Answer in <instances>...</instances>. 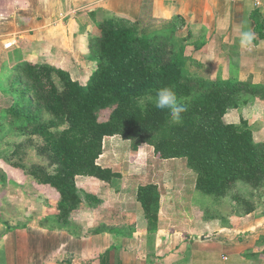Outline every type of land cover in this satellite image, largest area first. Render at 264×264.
I'll return each mask as SVG.
<instances>
[{"label": "trees", "instance_id": "16d2710c", "mask_svg": "<svg viewBox=\"0 0 264 264\" xmlns=\"http://www.w3.org/2000/svg\"><path fill=\"white\" fill-rule=\"evenodd\" d=\"M185 25L180 16L158 25L114 16L96 23L88 41V58L95 69L85 84L47 63L22 59L14 66L13 82L20 78L23 87L11 107L1 112L0 132L8 127L44 140L60 166L59 174L45 181L61 197L58 208L64 213L57 215L59 221H64L80 203L75 183L78 176L104 182L120 178L119 173L96 163L103 138H131L163 129L170 118L168 111L156 109L149 102L139 104L145 97H155L162 87L188 98V111L182 114V122L169 127L154 145L157 157L186 159L196 174L197 191L208 196L222 197L237 181L264 182V144L254 142L248 126L224 122L240 94L264 100V87L236 79L213 81L187 76L185 70L191 55L184 43L188 38L178 37ZM186 30L191 38L194 32ZM204 33L200 30L198 39L193 41L194 53L205 52L209 38ZM53 76L61 82L62 92ZM109 108L112 111L108 120L99 122L97 112ZM39 109L57 122L42 123ZM63 123L67 129L56 137L50 127ZM136 199L149 227H156L160 208L158 187H138Z\"/></svg>", "mask_w": 264, "mask_h": 264}, {"label": "crops", "instance_id": "0c3cea01", "mask_svg": "<svg viewBox=\"0 0 264 264\" xmlns=\"http://www.w3.org/2000/svg\"><path fill=\"white\" fill-rule=\"evenodd\" d=\"M259 8L264 10V0H0V69L9 65L12 51L19 61L81 68L88 59L90 31L112 16L160 23L176 15L204 35L222 38L242 33L245 20L253 25ZM118 173L121 183L99 197L103 203L108 197L107 206L86 208L91 210L86 218L74 216L77 208L59 221L46 204L28 200L16 211L3 206L0 264H256L248 245L187 229L188 220L179 216L187 207L177 205L182 194L167 190L168 173H155L147 183L160 193L158 222L150 228L136 199L137 188L146 185L133 182L135 172Z\"/></svg>", "mask_w": 264, "mask_h": 264}, {"label": "rangeland", "instance_id": "374dc122", "mask_svg": "<svg viewBox=\"0 0 264 264\" xmlns=\"http://www.w3.org/2000/svg\"><path fill=\"white\" fill-rule=\"evenodd\" d=\"M65 7L71 10L68 5ZM260 9L253 15L254 27L252 24L247 25L246 20L242 23V31L253 34L250 42L242 43L241 33L237 36L230 34L221 38L210 36L206 30L205 37L209 38V42L204 53L193 52L192 44L195 39H198L196 36L199 30L188 24L182 27L178 37L188 38L184 45L186 52L191 55L185 70L186 75L213 81L236 79L264 87V10ZM257 13L259 16H256ZM160 23L152 20L142 24L158 25ZM258 27L260 30L256 31ZM186 29L194 32L191 38L186 34ZM258 41L260 43H255ZM18 62V53L9 52L8 64L12 67L4 64L1 67L3 70L0 69V116L3 110L11 107L13 101L18 99L17 95L23 87L20 84V78L13 82V75L11 76ZM81 64L82 67L78 69H72L71 66L64 64L57 68L69 72L73 80L85 84L95 69V64L89 61V58ZM53 81L57 89L62 92L63 86L59 79L53 76ZM12 88L16 91L12 92ZM147 102L154 104V97H145L139 104ZM33 110H36L35 106ZM111 111L112 108L98 111V121H107ZM37 113L42 123L57 122L43 109H39ZM169 120L170 118L163 129L150 134L131 138L119 135L103 138L100 144L101 154L96 163L115 173L139 174L137 181H133L137 182V185H147L152 182L151 178L155 176V173H168L170 179L165 181L168 184L167 190L169 193L182 194L177 197V205L187 207L186 211L179 213V216L188 220V230H193L196 236L220 234L231 237L235 239L234 242L248 245L249 253L254 256L252 259L254 263L264 264V182L262 180L253 183L237 181L222 197L200 193L196 189V174L188 167L186 159L162 160L154 153V145L167 134L169 127L174 126L169 123ZM224 122L236 127L248 126L253 133L254 142L264 144V100L261 97L240 94L236 107L228 110L224 116ZM4 128L6 130L0 132V214L3 212V206L4 208L13 207L14 210L20 209L22 202L26 200L34 205L40 202L43 207L46 204L45 207L49 213L63 214L64 212H60L58 208L61 201L59 193L45 182L48 177L59 174L60 166L42 137L29 132H15L8 127ZM66 129L67 125L64 123L50 127V131L56 137ZM120 178H122L121 175ZM75 183L80 202L76 209H83L77 210L74 216L86 218L91 211L86 208L104 209V206H107L105 200L108 197L103 198L104 203L99 200V197L102 196L105 188L113 183L116 186L121 183V179L112 178L110 182H104L94 177L78 176ZM183 195H185L184 201ZM71 213L65 220L69 219ZM92 215L96 216L95 213Z\"/></svg>", "mask_w": 264, "mask_h": 264}, {"label": "clouds", "instance_id": "9594fccd", "mask_svg": "<svg viewBox=\"0 0 264 264\" xmlns=\"http://www.w3.org/2000/svg\"><path fill=\"white\" fill-rule=\"evenodd\" d=\"M252 39L251 32L241 33L242 43L250 42ZM154 105L156 109L168 111L170 124L179 125L182 122V114L188 111V98L178 97L173 89L162 87L155 94Z\"/></svg>", "mask_w": 264, "mask_h": 264}]
</instances>
